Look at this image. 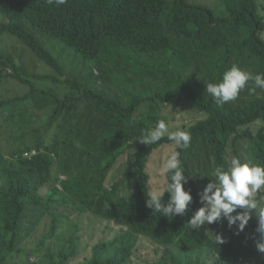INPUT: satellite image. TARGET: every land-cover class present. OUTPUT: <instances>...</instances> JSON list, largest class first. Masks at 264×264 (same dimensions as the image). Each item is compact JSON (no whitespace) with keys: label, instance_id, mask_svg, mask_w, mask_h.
Instances as JSON below:
<instances>
[{"label":"trees","instance_id":"obj_1","mask_svg":"<svg viewBox=\"0 0 264 264\" xmlns=\"http://www.w3.org/2000/svg\"><path fill=\"white\" fill-rule=\"evenodd\" d=\"M223 7L219 14L208 5L187 0H67L60 6L49 0H0L1 37H14L52 65L54 74L66 76L61 82L67 89L63 97L47 95L31 80L22 79L18 71L23 67L15 66L13 58L0 53V80L11 77L29 84L23 96L0 98V123L19 143L10 156L0 151V264H14L22 248L30 249L27 257L38 254L41 242L34 249L28 247L30 240L18 242L37 225L36 208L42 218L51 205L89 211L120 226L111 238L94 243L89 256L76 264H128L143 236L155 252L145 264H164L166 257L182 264L183 253L193 257L195 264H264V253L254 245L260 239L255 215L250 227L239 234L235 225L201 230L188 226V216L201 206L199 193L206 186V180L201 184L198 177L200 170L214 180V169L228 170L234 156L264 164V95L255 96L246 89L236 103L221 105L203 92L204 68L211 77L218 76L232 62L227 55L232 50L257 58L264 73V3L223 0ZM43 37L72 49L74 67L68 71L62 53L57 64ZM199 54L211 56L199 61ZM34 77L58 81L49 74ZM35 93L44 97L27 100ZM42 100L47 104L42 105ZM165 104L190 109L180 128L190 132L191 141L180 150V158L188 176L185 189L191 190L193 202L183 216L174 218L146 206V162L161 145L174 143L167 135L154 144L140 141L146 130L164 119L159 113ZM73 105L89 106L108 124L93 135L88 131L97 121L91 119L89 128H82L83 148L66 155L62 146L72 135L60 136L49 120L58 121ZM46 108L49 120L32 126L33 118ZM89 117L96 118L92 112ZM19 120L31 126L35 137L26 131L14 132ZM167 124L176 126L170 129L174 131L180 121ZM28 135L34 140L28 142ZM34 148L36 153L25 157ZM121 156H126L121 174L110 177L106 186L108 173ZM257 198L264 199V188ZM25 219H30L28 224ZM55 227L52 222L48 236ZM221 230L231 236L222 235L224 243L219 244L216 235ZM70 252L59 250L55 257L65 264Z\"/></svg>","mask_w":264,"mask_h":264},{"label":"rangeland","instance_id":"obj_2","mask_svg":"<svg viewBox=\"0 0 264 264\" xmlns=\"http://www.w3.org/2000/svg\"><path fill=\"white\" fill-rule=\"evenodd\" d=\"M191 3L197 4H205L212 7L217 13H222L224 11L223 7V0H187ZM264 3V0H259ZM44 43L48 48V52L50 53L51 57L56 61L57 64L59 63V56L62 53L64 60L68 66V71L70 67H74L71 64V60L75 59V53L72 49L66 48L63 44H58L49 40L46 37H43ZM53 46H55L53 48ZM0 53L4 54L9 58H13L15 62V66L23 67V69H19L20 75L22 79H29L32 81V84L35 87H40L47 91V95L52 94L57 95L58 97H63L64 94L67 92L65 85L63 84L64 78L66 76H59L54 73L56 69L46 63L43 60L37 58V56L26 46L22 44V42L18 41L14 37L9 36H2L0 35ZM231 56L232 62L227 64L222 72L216 76L211 77L208 70L204 68L203 70V79L201 80L203 84V92L204 94L209 97V94L206 92V82L209 83H219L222 79L223 73L227 71L233 64L239 65L241 68L252 72L254 74L261 73L259 60L257 58L251 57L249 54L244 53L239 55V52L236 50H232L229 54ZM211 56V55H210ZM205 55L199 54V61L202 57H210ZM64 65V63H63ZM6 72H11L10 69H6ZM44 76V75H54L58 81H55L53 78H49L46 80H41L39 77H34V75ZM84 82V81H82ZM112 86H105L104 89L109 90L113 89ZM247 89V88H246ZM246 89L242 90L238 97H240L241 93ZM29 92V84L20 83L18 80L16 81L14 78L5 77L0 80V98L8 99L10 97L15 96H23L26 92ZM255 96H262L264 95V91L260 89H256ZM44 95L42 93H35L29 94L27 100H35V99H42ZM237 97V98H238ZM236 101H231L225 104H234ZM42 105H46L47 101L42 100ZM172 103L171 105H173ZM223 105V104H221ZM49 109L46 108L40 111L36 117L32 120V126L36 125H43L45 121L48 119ZM93 113L96 118L89 117L90 113ZM190 113V109L186 108L184 105L177 104L176 107H171L170 105H163L160 111V115L164 117L165 121H170L172 123H179L177 127H181V123L184 122L185 118ZM141 114V113H140ZM91 119L96 120V124L94 128L90 129L88 132L93 135H98L101 126H105L108 123L100 118L97 114H95L89 106L85 105L79 107L77 105H73L64 115L60 117L58 121L55 119L49 120V122L53 123L55 127H57V132H60V136H67L72 135V140L67 143L66 146H62L64 153H67L70 150L79 151V149L83 148L82 136L85 134L83 131V127L89 128V121ZM19 126L14 127V132L18 134L26 131L29 135H33L32 130L30 129L31 126H26L23 120H19ZM62 126V129L58 127ZM73 130V131H72ZM8 128L0 123V151L4 155V157L10 156L11 152L14 151V148L19 145L17 142H13V139L8 136ZM87 133V132H86ZM29 135L27 136V140L30 139ZM35 137V136H34ZM34 137L31 138L28 142L34 140ZM46 141L49 140L50 137H43ZM131 149L135 146L129 145ZM175 144H163L158 149H156L149 159L146 162V171L149 174V184L148 188L149 191L156 187H163L167 183V177L163 174L157 175L156 169L161 167L163 162L167 159L168 155L175 151ZM37 149H31L25 153V157L29 155H34ZM230 149L227 148V152ZM126 160V156H121L120 159L114 164L112 169L109 171L107 179L105 181V185H110V177L112 176H120L123 163ZM9 168V167H8ZM135 172V168L132 169V173ZM122 176V175H121ZM64 177V176H63ZM198 177L200 179L201 184L209 183L211 176L206 178V173L202 170L199 171ZM124 179V177L122 176ZM61 188L60 186H57ZM46 190L43 192V194ZM108 204L106 203L104 207ZM52 207V208H49ZM42 213H45L44 216L41 218L40 216V208H36L35 218L38 219V223L35 228L28 234L24 239L18 242V244L30 240L28 243V247L34 249L39 242H41L39 252L36 256H28V248H22V246H18V248H22L19 252L18 258L16 257L14 264H62L60 258L55 257V254H60L59 250L71 251L69 257L65 261V264H76L80 262L83 258L88 257L90 254V247L101 240L111 238L115 233L120 230V226L117 225L116 227L110 224V220L104 217H95L91 212L85 211L80 212L76 209H70L63 206H56L51 205ZM45 208V207H44ZM46 209V208H45ZM100 211H105L101 209ZM255 214H252L254 216ZM256 216V215H255ZM191 215L188 216V220H190ZM30 219H25V223L28 224ZM52 222L56 223V227L53 229L52 235L48 236V232L52 227ZM110 224V225H109ZM228 227V222L226 219L221 220L220 222L213 223L211 225L205 224L201 226L202 229H208L212 226L218 227ZM247 228L250 227L249 222L246 225ZM234 227V226H233ZM196 229V230H201ZM194 230V229H193ZM221 236L224 235L226 238L231 236L230 232H226L225 230H221L217 232ZM42 236L44 238L42 239ZM75 237V238H74ZM223 237V236H222ZM145 238V239H144ZM255 249L257 248V242L254 241ZM144 248V250H140ZM49 250L47 252L46 250ZM139 249L135 252L133 256V261L128 264H145L144 260H152L155 256L154 246L149 241L147 237H144L139 241L138 247ZM53 254V258H49V254ZM27 257V259H25ZM182 264H195V259L193 257H189L187 253L181 254ZM236 261H238V257H235ZM9 264H12L11 262ZM164 264H173L169 257L165 258Z\"/></svg>","mask_w":264,"mask_h":264},{"label":"clouds","instance_id":"obj_3","mask_svg":"<svg viewBox=\"0 0 264 264\" xmlns=\"http://www.w3.org/2000/svg\"><path fill=\"white\" fill-rule=\"evenodd\" d=\"M49 2L60 6L67 0ZM205 82L207 94L217 104L236 100L246 88L249 94H254L256 89L264 91V73L254 74L237 64H233L223 73L219 83ZM167 122L162 119L157 121L155 127L145 131L140 141L154 144L167 135L168 140L178 149L172 151L162 166L156 169L157 175L163 174L167 177V183L163 187L150 190L146 199V206L152 212L174 218L183 216L193 202L191 190L185 189L188 176L185 175L180 158V150L187 149L190 145L191 134L179 127L172 131L170 129L176 126H169ZM213 176L215 179L210 180L199 193L201 206L188 221L189 228L196 230L205 224L211 225L226 219L228 227L235 225L239 234L245 229L252 214H255L258 219L256 232L260 234L257 249L264 253V199L257 198V193L264 188V164H250L234 156L228 170L216 167ZM166 193L167 200L164 199ZM216 238L219 244L224 243L221 235H216Z\"/></svg>","mask_w":264,"mask_h":264}]
</instances>
